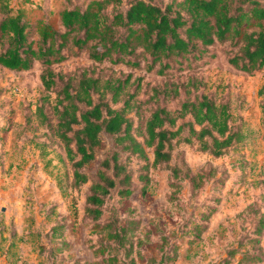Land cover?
Instances as JSON below:
<instances>
[{"label":"rangeland","instance_id":"1","mask_svg":"<svg viewBox=\"0 0 264 264\" xmlns=\"http://www.w3.org/2000/svg\"><path fill=\"white\" fill-rule=\"evenodd\" d=\"M90 1L10 0V5L14 14L25 11L31 24L48 17L59 28V11ZM230 51L217 45L201 59L173 62L163 76L95 63L87 50L74 48L64 50L67 60L50 67L64 78L59 87L84 71L105 79L131 74L127 92L137 94L139 121L165 107L177 118L176 129L192 120L179 117L182 104L206 96L227 107L231 132L240 136L215 157L195 138L183 142L186 127L173 142L168 164L154 166L151 152L146 160L131 157L133 194L113 192L100 224L85 213L91 183L72 187V164L41 114L42 105L46 115L53 113L56 97L43 86L46 66L36 61L22 72L0 66V264H264V69H235ZM146 59L139 57L142 66ZM114 150L113 139L103 135L95 161L83 171L95 178L103 157ZM108 223L128 230L118 252L105 248L114 242L98 229ZM131 241L141 246L129 250ZM99 247L103 251L94 254ZM113 254L115 261H108ZM256 256L260 260L253 262Z\"/></svg>","mask_w":264,"mask_h":264},{"label":"trees","instance_id":"2","mask_svg":"<svg viewBox=\"0 0 264 264\" xmlns=\"http://www.w3.org/2000/svg\"><path fill=\"white\" fill-rule=\"evenodd\" d=\"M0 3V66L13 72L27 71L36 61L46 66L43 86L56 97L53 115L43 112L44 105L40 111L72 164V187L91 183L85 213L94 222L100 224L103 207L113 192L120 197L133 194L131 157L146 160L151 152L154 166L168 164L173 142L180 141L186 127L189 137L183 142L191 144L195 138L202 151L215 157L240 139L231 132L227 107L206 96L182 104L179 117L190 115L192 120L176 129L177 118L165 107L139 121V106L134 104L137 94L127 92L131 74L124 79H105L84 71L59 87L64 78L50 67L67 60L64 50L74 48L87 50L95 63L109 61L163 76L173 62L180 65L183 59H201L208 49L228 45L232 67L244 73L263 70L264 0H91L84 7L74 5L59 11V28L48 17L31 24L22 9L14 14L10 0ZM139 57H147L148 63L142 66ZM261 113L264 131V102ZM135 118L139 121L136 126ZM103 135L113 139L115 150L103 157L93 178L83 170L95 161ZM98 229L114 242L112 247L105 246L110 251L118 252L129 237L125 226L108 223ZM127 246L131 250L141 245L131 241ZM102 251L99 247L94 254ZM235 253L239 250L231 254ZM115 259V254L107 257L108 261Z\"/></svg>","mask_w":264,"mask_h":264}]
</instances>
